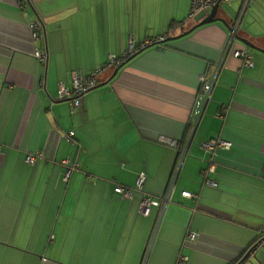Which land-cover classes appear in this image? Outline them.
Segmentation results:
<instances>
[{
	"label": "crops",
	"instance_id": "crops-1",
	"mask_svg": "<svg viewBox=\"0 0 264 264\" xmlns=\"http://www.w3.org/2000/svg\"><path fill=\"white\" fill-rule=\"evenodd\" d=\"M190 2L0 0V264H139L155 213L139 211L142 192L164 191L177 156L157 138L187 140L199 77L219 62L145 264H176L179 253L183 264H231L260 237L264 52L248 46V66L231 54L239 39L224 51L242 0L219 3L224 21L157 39L195 23ZM237 35L264 48V0H248ZM130 41L136 51L109 81L116 65L104 68L82 108L71 111L58 82L70 86L73 70L122 57ZM35 48L47 50L46 61ZM68 130L73 143L63 136ZM214 137L231 146L211 153L202 142ZM34 152L41 155L30 164L26 155ZM64 158L77 164L68 178ZM211 161L214 185L201 171ZM117 184L131 195L117 193ZM252 254L264 262V240Z\"/></svg>",
	"mask_w": 264,
	"mask_h": 264
},
{
	"label": "built area",
	"instance_id": "built-area-1",
	"mask_svg": "<svg viewBox=\"0 0 264 264\" xmlns=\"http://www.w3.org/2000/svg\"><path fill=\"white\" fill-rule=\"evenodd\" d=\"M223 0H191L190 2V11L189 17H193V15L200 10H209L213 4L220 3ZM248 4V0H242V3L239 7L238 13L234 18L232 24L229 27L228 32V40L225 46L224 51L226 52L229 48H231L232 43L237 38V30L241 21V17L245 11V8ZM34 30L32 32L34 37L39 36L40 22H34ZM165 37V34L160 35L157 39L162 40ZM241 42V41H240ZM242 43V42H241ZM136 51V48L133 45V42H129L128 49L123 53L122 57H116L114 55H110L108 61L103 65H99L87 73H81L77 70H73L71 72V85H66L63 81L58 82V97L68 98L70 100L71 111L80 110L83 105V96L84 94L91 88H93L98 83V78L104 68H107L111 65H117L121 63L122 59L127 58L132 55ZM231 54L235 57H239L242 59L243 63L251 66L253 65V59L251 52L249 51L248 46L242 43L241 46H233L231 48ZM33 55L41 61H46L47 59V50L45 48H35L33 50ZM220 68V62L217 64L215 71L210 77L200 76L199 79L202 82L201 90L196 94L194 102L190 111V123H189V136L186 141H180L176 138L167 137L164 135H159L157 140L161 143H164L168 146L174 147L177 149V156L174 165L172 166V170L169 174L166 187L164 191L159 195H152L148 192H142V196L139 202V211L142 214H148L152 207L155 208L154 218L152 225L149 230V234L147 236V240L145 246L143 248L142 256L139 264H145L150 251L152 249L153 242L157 236L160 224L164 217L166 207L171 200V196L173 190L176 185V181L178 175L180 173L183 161L186 157L189 142L191 137L195 131V128L204 112L205 105L209 99L210 92L212 89V85ZM225 107L223 110L217 113V115L222 116L225 111ZM73 134L74 130H68L63 133V136L66 140L73 143ZM202 146L206 149L214 152L216 148H229L231 146V142L221 137H214L209 140L203 141ZM40 152L29 153L26 155V160L30 163H34L39 157ZM62 163L65 164L66 169L64 172V177L68 178L71 174V171L76 167V163H70L68 158H64ZM214 164L212 161L208 164L207 167L202 169V173L204 174V182L214 185L215 181L209 177L208 172L213 171ZM146 173L144 171L140 172L136 178L135 189H141L142 181L145 177ZM114 190L122 195L123 197H129L131 195V188L129 186H124L117 184L114 187ZM182 194L185 196H192L193 194L187 190H183ZM260 237L254 242L252 248L248 252V256L251 255L254 250L260 245L264 240V228H261ZM194 231H188L187 236L189 239L194 238ZM187 260V256L185 254L179 253L176 259V264H183Z\"/></svg>",
	"mask_w": 264,
	"mask_h": 264
},
{
	"label": "water",
	"instance_id": "water-1",
	"mask_svg": "<svg viewBox=\"0 0 264 264\" xmlns=\"http://www.w3.org/2000/svg\"><path fill=\"white\" fill-rule=\"evenodd\" d=\"M218 6H219V3H215L212 5V7L209 9V10H200L198 12H196L194 15H193V20L195 21V23L189 27L188 29L182 31L181 33L177 34V35H173V36H167V37H164L162 40H167V39H172V38H176V37H179V36H182L190 31H192L195 27L201 25V24H204V23H208V22H212V21H215V20H221V21H224V18H222L221 16H219L217 13H218ZM237 38L243 43L245 44L246 46H249L250 48H254V49H257V50H260L262 52H264V48L260 47V46H257L256 44H254L251 40L247 39L246 37H243V36H239L237 35ZM125 61L117 64L114 69H113V72L112 74L108 77V79L106 81H109L117 72V70L119 69V67L124 63ZM102 83V82H101ZM99 84V83H98ZM98 84H96L95 86H97ZM254 244V243H253ZM253 244L248 247L247 251L240 257V259H238L235 263L233 264H246L247 262L250 263V264H256L253 259L251 258V255L248 256V252L250 251V249L252 248ZM253 258L254 260L258 263V264H264L263 261H261V259L256 255L254 254L253 255Z\"/></svg>",
	"mask_w": 264,
	"mask_h": 264
},
{
	"label": "rangeland",
	"instance_id": "rangeland-1",
	"mask_svg": "<svg viewBox=\"0 0 264 264\" xmlns=\"http://www.w3.org/2000/svg\"><path fill=\"white\" fill-rule=\"evenodd\" d=\"M113 2H115V3H118V1L119 0H112ZM128 1H130V5H131V3H137V4H140L141 3V0H128ZM121 2H122V0H121ZM220 5V4H219ZM138 18H141V16H140V14H138ZM128 47H129V44H128ZM65 138V137H64ZM30 163V162H29ZM31 164V163H30Z\"/></svg>",
	"mask_w": 264,
	"mask_h": 264
},
{
	"label": "trees",
	"instance_id": "trees-1",
	"mask_svg": "<svg viewBox=\"0 0 264 264\" xmlns=\"http://www.w3.org/2000/svg\"><path fill=\"white\" fill-rule=\"evenodd\" d=\"M243 254H244V253H243ZM243 254H242V255H243ZM242 255H241V256H242ZM241 256H240V257H241ZM240 257H239L238 259H240ZM238 259H237V260H238ZM237 260H235V261H234V262H232L231 264L235 263Z\"/></svg>",
	"mask_w": 264,
	"mask_h": 264
}]
</instances>
